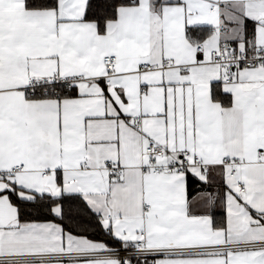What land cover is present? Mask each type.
<instances>
[{"label": "snow or ice", "instance_id": "snow-or-ice-1", "mask_svg": "<svg viewBox=\"0 0 264 264\" xmlns=\"http://www.w3.org/2000/svg\"><path fill=\"white\" fill-rule=\"evenodd\" d=\"M0 264H264V0H0Z\"/></svg>", "mask_w": 264, "mask_h": 264}]
</instances>
